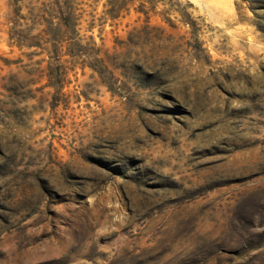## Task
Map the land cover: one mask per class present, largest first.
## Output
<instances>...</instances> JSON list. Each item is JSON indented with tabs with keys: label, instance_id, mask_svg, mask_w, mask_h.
<instances>
[{
	"label": "rangeland",
	"instance_id": "1",
	"mask_svg": "<svg viewBox=\"0 0 264 264\" xmlns=\"http://www.w3.org/2000/svg\"><path fill=\"white\" fill-rule=\"evenodd\" d=\"M261 1L0 0V264H264Z\"/></svg>",
	"mask_w": 264,
	"mask_h": 264
},
{
	"label": "trees",
	"instance_id": "2",
	"mask_svg": "<svg viewBox=\"0 0 264 264\" xmlns=\"http://www.w3.org/2000/svg\"><path fill=\"white\" fill-rule=\"evenodd\" d=\"M260 4L262 5V8H264V1H261ZM64 19L66 20V22L69 21V18H67V17L66 18L64 17Z\"/></svg>",
	"mask_w": 264,
	"mask_h": 264
}]
</instances>
